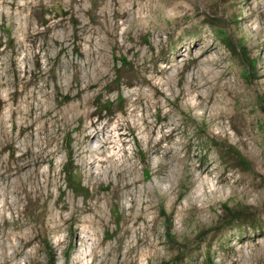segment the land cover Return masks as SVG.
<instances>
[{
	"label": "rangeland",
	"instance_id": "374dc122",
	"mask_svg": "<svg viewBox=\"0 0 264 264\" xmlns=\"http://www.w3.org/2000/svg\"><path fill=\"white\" fill-rule=\"evenodd\" d=\"M106 140L144 220L114 166L82 167ZM28 149L51 163L12 208L0 189L10 264H264V0H0V169ZM58 197L108 228L84 213L54 234Z\"/></svg>",
	"mask_w": 264,
	"mask_h": 264
},
{
	"label": "bare ground",
	"instance_id": "6f19581e",
	"mask_svg": "<svg viewBox=\"0 0 264 264\" xmlns=\"http://www.w3.org/2000/svg\"><path fill=\"white\" fill-rule=\"evenodd\" d=\"M32 112L33 111L31 110L30 113H32ZM29 128H31V127H29ZM105 131H106V127H103L100 131L91 132L90 134L87 132V130H85L84 133H83V139H84L85 142H90V141L96 139L99 134H103ZM107 144H108V141L106 140L105 143L97 150H94V149L85 150L82 153L84 158H85L82 167L85 170L86 175L89 178H92V176H93L94 177L93 180L95 181V179H98L103 173L100 169L94 170L96 165H99L101 167V169L106 167L107 171L111 170L112 166H114L115 167L114 169H115V171H116V173L118 174V177H119L118 178L119 182H118V184L116 186V190L117 189L125 190L126 194L131 197L132 207L130 208V211L133 212V214H132V215H134L133 217H135L137 220H139V219H141V220L143 219L144 220L145 219V215L147 213V210L152 208V207H154V206H152L150 201L138 200L137 198L134 197L133 189L135 187H137L138 184L142 182V180L137 178V177H135L133 179L128 177L125 174L126 168H124L123 162H121L120 159L119 160L115 159L114 156L105 157V158L99 157L100 156V151ZM29 153H32V152H30V150L28 149L26 153L21 154L17 159H15L14 165L10 166L9 168H7L6 172H3L0 169V181H3V185L0 184V189H4L5 190L3 195H2V197L4 198V201L6 202L7 205H9L10 208H12V205L14 203V202L11 203L12 201L10 202V193L12 192V193L16 194L17 196H20L21 193H24L27 197H30L31 194L34 191L30 190V189L29 190L27 189L28 182L33 180L35 176H36L37 179L41 176L40 173H37V169H38V167L41 164H43L45 162L51 163V161L49 159H46V158L42 157V153L33 154L32 155L33 159L32 160H27L26 156ZM159 163H162V162H159ZM159 166H160V164H159ZM194 169H193V171H194ZM25 170H28V172L25 174V181H24L22 179V177H23L22 172L25 171ZM162 171H164V170H162ZM162 171L159 170V169L152 170V171L149 172V175L161 177L160 173ZM32 172H35L36 174L35 173L32 174ZM133 173H135V172L133 171ZM34 174H35V176H33ZM13 176L17 177V181L16 182H12ZM44 180H45V178H44ZM35 183L37 184V182H35ZM45 184H48V181H46ZM10 188H12L13 191H9V190H11ZM46 188H48V185L45 186V187H42V185H41L40 191L45 190ZM49 190H47L46 193H48V197H52L54 194L52 195L51 191H49ZM12 193H11V195H12ZM42 194H43V192H42ZM56 202H57V204H59L58 212H57V215H54L51 218V223L54 224L53 231H52L54 234L58 235V234L62 233L63 231L69 230V225L68 224L76 219L75 215L84 214V213H91V217H90V219L82 220L81 223H83V224L88 223L90 225V228L93 231H95L94 229L95 228L97 229V227H103L105 229L108 228V223L105 220L104 213L102 212V210L100 209V207L98 205L92 206V205H90L88 203H84L83 207L80 208V207L77 206V204L75 202H70L69 203L67 201L61 200L60 197L57 198ZM64 211H68L69 212L68 216H64ZM130 217L131 216L126 218V222L130 221ZM65 225H67V227H65ZM82 232L83 231L78 233V235L76 237L77 238V242L74 245L72 244L71 247L73 249L75 247L76 248H82V249H84V248L86 249L87 248L88 241L83 237ZM25 239H26V237H25ZM142 241H144V240H142ZM30 243H31V241L26 242L25 245H28ZM59 244H60V242H59ZM70 245H71V243H70ZM14 254L18 255V254H20V251L18 249H15L14 250ZM2 256H3L2 258L0 257V264H10V263H12L14 261L8 255H3L2 254ZM90 256H92L94 259L97 258L96 249L92 250ZM107 256H109V255L107 254ZM107 256L102 260L101 264H108L109 263V260H108ZM116 258L117 259L115 260L116 261L115 263L119 264L120 263V260H119L120 257L118 256Z\"/></svg>",
	"mask_w": 264,
	"mask_h": 264
}]
</instances>
